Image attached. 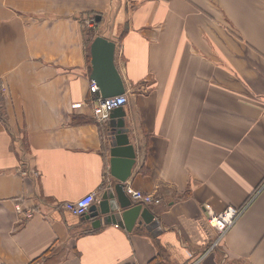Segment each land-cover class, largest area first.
<instances>
[{"label": "crops", "instance_id": "obj_1", "mask_svg": "<svg viewBox=\"0 0 264 264\" xmlns=\"http://www.w3.org/2000/svg\"><path fill=\"white\" fill-rule=\"evenodd\" d=\"M96 36L127 97L124 186L159 199L149 230L56 208L126 171L92 116ZM0 81V264H264V0H0ZM204 205L242 212L219 238Z\"/></svg>", "mask_w": 264, "mask_h": 264}, {"label": "water", "instance_id": "obj_2", "mask_svg": "<svg viewBox=\"0 0 264 264\" xmlns=\"http://www.w3.org/2000/svg\"><path fill=\"white\" fill-rule=\"evenodd\" d=\"M95 20H100V16H95ZM115 48L116 43L103 36H96L90 44V78L98 87L101 98L124 94L123 81L114 60ZM107 126L111 165L115 169L122 164L126 171L123 176L117 177L119 183L114 188L106 190L101 199L90 206L88 218H92L93 227L102 223H117L129 231L137 224L149 230L157 223L154 214L148 207L132 203L124 191L135 155L126 133L121 107L110 113Z\"/></svg>", "mask_w": 264, "mask_h": 264}, {"label": "built area", "instance_id": "obj_3", "mask_svg": "<svg viewBox=\"0 0 264 264\" xmlns=\"http://www.w3.org/2000/svg\"><path fill=\"white\" fill-rule=\"evenodd\" d=\"M89 89L92 93L98 92V87L94 82L91 83ZM5 92L6 86L3 82L0 81V93ZM94 102L95 103H93L92 105V116L94 117V120L98 123H105L108 121L109 115L114 109L123 106L127 102V97L124 94L108 98H101L100 96H98ZM125 193L132 202L137 204L148 206L149 204L159 203V199L153 194L143 193L141 191L133 189L131 186L125 187ZM95 201L96 194L87 193L77 200L63 202L60 205L58 204L56 208L57 210H63L74 216H84L89 212L90 206ZM203 207L206 212L209 224L217 230V232L219 233V238H221L226 233V231L233 225L236 218L242 212V209L235 208L233 206H227L219 213L213 212L208 205H204ZM15 209L19 213L24 212L26 218H30L33 215V211L31 209L23 210L22 206L19 204L15 206ZM215 245L216 243L211 247H215ZM207 252L208 250L205 253ZM203 256L204 255H202L201 257Z\"/></svg>", "mask_w": 264, "mask_h": 264}, {"label": "trees", "instance_id": "obj_4", "mask_svg": "<svg viewBox=\"0 0 264 264\" xmlns=\"http://www.w3.org/2000/svg\"><path fill=\"white\" fill-rule=\"evenodd\" d=\"M91 41H89V42L86 43L87 54H88V57H87L88 58V63H89V60H90V52H89V50H90ZM96 96L98 97V94L97 93H96Z\"/></svg>", "mask_w": 264, "mask_h": 264}]
</instances>
